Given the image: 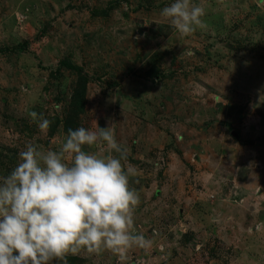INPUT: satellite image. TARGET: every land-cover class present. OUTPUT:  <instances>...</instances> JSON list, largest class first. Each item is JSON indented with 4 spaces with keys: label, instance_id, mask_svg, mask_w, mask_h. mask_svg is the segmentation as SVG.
<instances>
[{
    "label": "rangeland",
    "instance_id": "374dc122",
    "mask_svg": "<svg viewBox=\"0 0 264 264\" xmlns=\"http://www.w3.org/2000/svg\"><path fill=\"white\" fill-rule=\"evenodd\" d=\"M172 2L0 0V178L69 129L113 124L128 149L130 231L150 245L70 264H264V0H193L206 26L188 35L160 15ZM61 61L88 78L83 112Z\"/></svg>",
    "mask_w": 264,
    "mask_h": 264
},
{
    "label": "clouds",
    "instance_id": "9594fccd",
    "mask_svg": "<svg viewBox=\"0 0 264 264\" xmlns=\"http://www.w3.org/2000/svg\"><path fill=\"white\" fill-rule=\"evenodd\" d=\"M160 15L182 35L206 26L205 9L193 0H173ZM30 115L39 119V127L50 125L43 115ZM98 143L110 154L85 150ZM127 151L113 124L97 125L95 131L69 129L58 151L27 144L17 166L0 178V264H67L66 255L82 249L150 245L142 234L130 231L139 196L122 164Z\"/></svg>",
    "mask_w": 264,
    "mask_h": 264
},
{
    "label": "trees",
    "instance_id": "16d2710c",
    "mask_svg": "<svg viewBox=\"0 0 264 264\" xmlns=\"http://www.w3.org/2000/svg\"><path fill=\"white\" fill-rule=\"evenodd\" d=\"M59 66L61 68L68 70L69 72H73L77 74L80 81L78 83L77 89L74 91V94H73V98H74L73 106H75L79 112H83L84 105L86 102L85 88L88 83V78L85 75L83 76V72L79 67H76L71 63H68L66 61H61L59 63ZM67 261H69L68 264H70L72 262V259L71 260L67 259Z\"/></svg>",
    "mask_w": 264,
    "mask_h": 264
}]
</instances>
